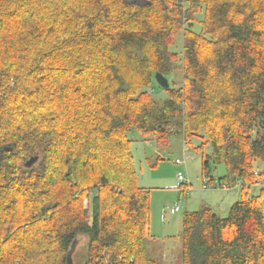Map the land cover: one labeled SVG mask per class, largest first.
I'll return each mask as SVG.
<instances>
[{
  "label": "trees",
  "instance_id": "1",
  "mask_svg": "<svg viewBox=\"0 0 264 264\" xmlns=\"http://www.w3.org/2000/svg\"><path fill=\"white\" fill-rule=\"evenodd\" d=\"M132 131L240 193L184 213L182 264H264V0H0V264H160Z\"/></svg>",
  "mask_w": 264,
  "mask_h": 264
},
{
  "label": "rangeland",
  "instance_id": "2",
  "mask_svg": "<svg viewBox=\"0 0 264 264\" xmlns=\"http://www.w3.org/2000/svg\"><path fill=\"white\" fill-rule=\"evenodd\" d=\"M172 50L182 53V36L177 38ZM177 76L181 78V73L177 72L174 79ZM154 96L159 104L167 98L158 87H155ZM129 138L133 141L131 149L139 173V184L151 194L150 233L155 238L154 244L150 245L152 257H155L160 264H182V259L179 260L177 256H181L184 213L200 209L203 200L208 198L206 195H209L211 196L209 200L211 198L214 201L213 208L216 213L225 218L232 205L225 202L223 196L234 195V193L214 189L204 190L202 160L210 153V148L207 147L204 153L196 151L195 147L200 144L198 139H194L191 145L186 146L182 136L177 135L171 139L170 147L162 150L156 146L153 138H145L136 131H132ZM178 160H185L186 165L178 164ZM227 173L225 166H219L216 168L215 176L222 177ZM180 174L184 175L192 185L184 194V187L180 189L176 186ZM261 186L263 187L250 190V195L264 190V183ZM178 202L183 206V210L175 216L169 214V210L167 218L164 219L166 208H171ZM86 243V238H78L73 254L81 255ZM161 257L166 260L165 263L157 260Z\"/></svg>",
  "mask_w": 264,
  "mask_h": 264
},
{
  "label": "built area",
  "instance_id": "3",
  "mask_svg": "<svg viewBox=\"0 0 264 264\" xmlns=\"http://www.w3.org/2000/svg\"><path fill=\"white\" fill-rule=\"evenodd\" d=\"M178 164L186 165V161L185 160L184 161L180 160V161H178ZM188 182H189V180L186 179L184 175L180 174L178 176V185H177V187L180 188L182 184H184V183L187 184ZM203 186H204V189H207V190L209 189L207 182L203 183ZM214 190H220V191L227 190V187H225V186H216V188ZM182 209H183V206H181V203L178 202V203L174 204V206L170 209V214L171 215H176L179 212H181Z\"/></svg>",
  "mask_w": 264,
  "mask_h": 264
},
{
  "label": "water",
  "instance_id": "4",
  "mask_svg": "<svg viewBox=\"0 0 264 264\" xmlns=\"http://www.w3.org/2000/svg\"><path fill=\"white\" fill-rule=\"evenodd\" d=\"M156 81H157L158 85L161 86L162 88H164V89L170 88V82L163 74L158 73L156 75ZM5 151L6 152H12V149L6 148ZM38 160H39L38 157L31 158L30 160L27 161L26 167L32 168L38 162Z\"/></svg>",
  "mask_w": 264,
  "mask_h": 264
},
{
  "label": "crops",
  "instance_id": "5",
  "mask_svg": "<svg viewBox=\"0 0 264 264\" xmlns=\"http://www.w3.org/2000/svg\"><path fill=\"white\" fill-rule=\"evenodd\" d=\"M178 161H180V160H178ZM191 183V182H190ZM175 186V185H174ZM191 187H192V185H191ZM218 191H220V190H218ZM232 192V193H234V195H227V196H223V198H224V200H225V202H227L228 204H231V205H233L238 199H239V196H240V193H239V191L238 190H236V189H233V190H229V191H224V192ZM208 198V200L207 199H204L203 200V202L201 203V204H210L211 206H213L214 207V201H212L211 200V198H210V200H209V197H211V196H209V195H206ZM214 197V196H213ZM172 208V207H171ZM171 208H166V211L165 212H169V210L171 209ZM175 216V215H174ZM167 218V217H166ZM153 244H154V242H152ZM177 257H179V256H177ZM167 258V257H166ZM180 260V259H179Z\"/></svg>",
  "mask_w": 264,
  "mask_h": 264
}]
</instances>
